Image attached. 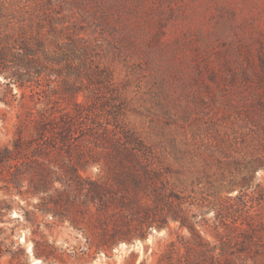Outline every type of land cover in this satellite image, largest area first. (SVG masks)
Instances as JSON below:
<instances>
[{
  "label": "rangeland",
  "instance_id": "obj_1",
  "mask_svg": "<svg viewBox=\"0 0 264 264\" xmlns=\"http://www.w3.org/2000/svg\"><path fill=\"white\" fill-rule=\"evenodd\" d=\"M50 1L13 0L10 8L32 23L30 34L40 31L37 24L43 11L65 18L64 24H58L70 27L65 33L73 31V21L87 25L84 11L102 17L95 20L94 31L92 27L82 35L100 45L95 61L108 67L113 79L109 88L87 78L82 84L76 70L89 66L81 67L80 60L72 58L43 62V72L33 71V78L23 86L8 83L11 70L1 72L0 143L11 144L18 133H39L36 125L46 117L53 119L56 129L69 122L72 146L50 155L52 163L61 167L63 179L75 178L70 169L74 164L84 177L117 189V162L102 140L76 136L138 133L152 147L157 164L171 169L168 176L185 208L213 239L215 226L221 223L214 205L244 185L245 171L233 158L245 151V138L264 133L251 122L247 109H232L225 96L240 105L253 97L242 82L236 90L229 80L250 66L261 69L264 0H84L86 8L81 7L82 0ZM60 4L63 8L56 13ZM42 31L48 32V27ZM65 33L59 42L68 40ZM81 153L87 162H79ZM73 183L57 181L62 194L50 192L61 199L64 221L53 223L49 215L38 212L34 223L28 210L41 204L42 195L20 194L0 181V201L11 205L0 220V264H12L11 253L24 264H155L172 238L189 233L172 220L169 227L152 226L145 237L117 236L114 243L102 244L99 218L105 214L93 203L83 204L88 183L85 188ZM251 183L249 197L260 199V192L254 190L257 184L264 186V168L257 169ZM259 201L255 213L264 217V197ZM120 215L110 210L106 217L110 231ZM74 217L77 224L70 221Z\"/></svg>",
  "mask_w": 264,
  "mask_h": 264
},
{
  "label": "trees",
  "instance_id": "obj_2",
  "mask_svg": "<svg viewBox=\"0 0 264 264\" xmlns=\"http://www.w3.org/2000/svg\"><path fill=\"white\" fill-rule=\"evenodd\" d=\"M12 2L0 0V73L11 70L10 75H7L10 77L8 83L23 86L33 78V71L37 74L43 72V62L59 63L65 58H72L80 60L81 67L89 66L82 72L79 68L76 70L82 84L84 78H87L90 82L94 83L95 80L109 88L108 83L113 79L111 71L95 61L100 45L82 35L92 27L94 31L97 25L95 20L102 17H97L96 13H90L89 10L88 13L84 11L83 22L87 25H78L73 21V31L65 33L64 30L69 29V26L58 27V24H64L65 18L43 11V19L37 24L40 31L30 34L32 23L26 21L24 15L21 19L18 17L16 10L10 8ZM48 3L51 4V1L48 0ZM86 3L82 0L81 7L86 8ZM61 8L63 6L60 4V8L54 11L60 13ZM44 27H48V32L42 31ZM63 32L68 40L61 43L59 40ZM229 82L236 90L239 89L238 83L242 82L253 97L240 105L225 95L228 98L227 104L232 109H247L251 122L264 130V57H261V69L252 66L245 68L240 76L231 75ZM91 91L94 92V89ZM76 105L82 107L80 102H76ZM82 113L79 110L78 114L83 116ZM52 121L48 117L41 119L36 125L39 133H31L29 136L18 133L11 144L0 143V181L7 188L17 189L20 194L30 192L42 195L41 204L35 205V210H28L29 220L37 222L36 217L41 212L49 215L53 223L63 222L67 215L61 209V199L50 194L51 191L62 194L55 186L56 182L60 181L63 185L68 183L69 186L75 182L81 188H85V183H88L90 187L82 202L86 206L91 203L97 205V210L105 214V218H99L102 244L114 243L117 236L126 240H132L135 235L145 237L152 226L159 229L169 227L170 222L175 220L180 222L181 227H186L189 233H179L175 239L172 238L155 264H264V217L255 213L256 206L261 202L259 200L264 197V186L255 185L254 191L260 192V199L255 195L249 197L248 192L257 169L264 168V133H253L245 138V151L238 158H233L240 168L242 166L241 170L245 171L244 185L237 194L221 197V204L214 205L217 213L221 214V223L215 226L212 239L198 228V221L192 219L195 214H190L185 208V201L176 192V184L168 176L171 169L157 164L152 147L140 134L79 133L76 136L82 138L88 135L101 139L107 154L117 162V189H112L106 181L84 177L74 164L70 169L75 173V178L63 179L61 167L52 163L50 155L54 150L72 146L70 140L73 129L69 122L56 129ZM229 135L227 138L231 140ZM79 145H82V141ZM223 149L226 150L225 147ZM223 153H226L225 157L230 155L227 151ZM78 158L79 162H87L82 153ZM10 208L8 202L0 201V220ZM111 209L121 213L119 222H113V231H110L106 221ZM70 221L78 223L76 217ZM41 224L38 223V226ZM45 225L51 226L47 222ZM20 251L23 256L25 249ZM17 258L11 253L10 262L24 264Z\"/></svg>",
  "mask_w": 264,
  "mask_h": 264
},
{
  "label": "water",
  "instance_id": "obj_3",
  "mask_svg": "<svg viewBox=\"0 0 264 264\" xmlns=\"http://www.w3.org/2000/svg\"><path fill=\"white\" fill-rule=\"evenodd\" d=\"M157 231V230H156Z\"/></svg>",
  "mask_w": 264,
  "mask_h": 264
}]
</instances>
